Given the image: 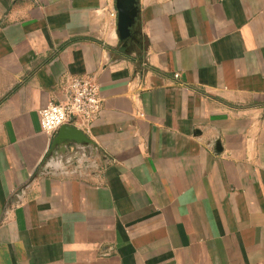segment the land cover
Here are the masks:
<instances>
[{
	"label": "crops",
	"instance_id": "crops-1",
	"mask_svg": "<svg viewBox=\"0 0 264 264\" xmlns=\"http://www.w3.org/2000/svg\"><path fill=\"white\" fill-rule=\"evenodd\" d=\"M0 0V264H264V0ZM142 63H146L143 66ZM93 76V144L38 110Z\"/></svg>",
	"mask_w": 264,
	"mask_h": 264
},
{
	"label": "built area",
	"instance_id": "built-area-1",
	"mask_svg": "<svg viewBox=\"0 0 264 264\" xmlns=\"http://www.w3.org/2000/svg\"><path fill=\"white\" fill-rule=\"evenodd\" d=\"M146 66V63H142ZM102 111L100 86L93 76H72L67 84L64 98L50 100L38 110L39 124L46 133H52L63 124L76 123L88 130Z\"/></svg>",
	"mask_w": 264,
	"mask_h": 264
},
{
	"label": "water",
	"instance_id": "water-1",
	"mask_svg": "<svg viewBox=\"0 0 264 264\" xmlns=\"http://www.w3.org/2000/svg\"><path fill=\"white\" fill-rule=\"evenodd\" d=\"M137 2L138 0H116L117 30L120 42L131 36L138 14ZM54 144L67 149L71 145L78 148L81 145L93 144V141L81 129L70 124H63L54 138Z\"/></svg>",
	"mask_w": 264,
	"mask_h": 264
},
{
	"label": "flooded vegetation",
	"instance_id": "flooded-vegetation-1",
	"mask_svg": "<svg viewBox=\"0 0 264 264\" xmlns=\"http://www.w3.org/2000/svg\"><path fill=\"white\" fill-rule=\"evenodd\" d=\"M133 38H134L133 35H131V36L128 38L127 43H126L125 46H124V49H128V48L131 47V44H132V42L134 41Z\"/></svg>",
	"mask_w": 264,
	"mask_h": 264
}]
</instances>
